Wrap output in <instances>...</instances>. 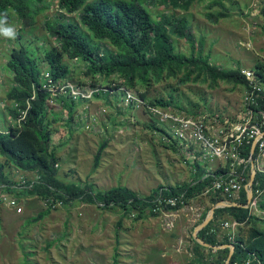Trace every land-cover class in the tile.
Returning a JSON list of instances; mask_svg holds the SVG:
<instances>
[{
    "label": "rangeland",
    "instance_id": "1",
    "mask_svg": "<svg viewBox=\"0 0 264 264\" xmlns=\"http://www.w3.org/2000/svg\"><path fill=\"white\" fill-rule=\"evenodd\" d=\"M56 1L50 0V7L38 14L29 28H23L12 16L8 25L16 28V38L0 36L1 131L8 130L15 121L8 113L11 103L6 100V93L13 85L6 67L11 50L24 46L32 53L27 50L30 56L40 60L44 51L56 45L44 30L45 20L62 17L76 21V15H61ZM256 1L195 0L187 11L155 7L152 3L145 6L154 20L161 14L186 18L192 41L173 39L175 53L202 55L210 64L224 70L252 71L257 62L264 63V34L259 27L263 22L262 0L260 4ZM247 3H250L248 9ZM223 12L227 18L206 17L220 16ZM255 17L260 22L250 20ZM103 46L109 49L106 44ZM64 61L69 66L72 83L91 85L93 80L84 76L83 63ZM41 68L47 69L44 65ZM95 80L96 86L104 87L107 83L102 77ZM112 80L119 81V78L114 76ZM209 85V81L179 84L177 78H170L148 90L135 88L134 91L141 99L144 94L146 103L157 98L168 100L171 96L180 110L168 109L183 116L209 114L235 118L242 109L245 90L222 82L213 88ZM122 97L117 92L101 94L89 102L76 101V111L68 123L67 113L55 108L56 104L48 108V115L55 119L50 120V146L55 150L59 180L80 187L91 185L94 193L125 187L141 197L149 196L158 188H175L190 182L192 175L185 151L178 146L168 147L156 131L147 127L150 121L145 111L124 105ZM87 114L95 118L88 131L84 129ZM104 141L108 144L94 169L96 152ZM16 197L23 205L21 215L0 208V264H188L193 248L192 233L200 224L197 215L205 212L207 215L213 206L206 197L194 198L188 203L192 210L185 209L182 215L179 212L181 216L174 221V228L167 229L158 217L144 215L143 219L136 220L117 207L102 209L78 202L46 212L47 206L41 200ZM251 212L259 218V224H264V211L257 207ZM222 231L227 233L223 228Z\"/></svg>",
    "mask_w": 264,
    "mask_h": 264
},
{
    "label": "trees",
    "instance_id": "2",
    "mask_svg": "<svg viewBox=\"0 0 264 264\" xmlns=\"http://www.w3.org/2000/svg\"><path fill=\"white\" fill-rule=\"evenodd\" d=\"M49 2L50 0H0V14L7 12V23H10L14 16L23 28H29L34 24L35 17L50 7ZM194 2L195 0H57L60 14L76 15V21H66L62 17L45 20L44 30L56 45L44 51L40 60L30 56L29 50L24 46L13 48L6 62L13 81L12 87L6 93V100L18 104V109H8L11 118L16 120L19 111L25 109L26 100L31 97L33 91L35 99L30 102L25 120L19 128L10 126L6 134L0 133V188L11 191V179L5 173V168L13 167L15 170L32 172L38 176L37 180L25 185L24 191L28 196L36 197L47 205L46 212L57 202H60L61 206L84 202L98 205L102 209L117 207L122 209L126 216L131 215L132 211H140L135 216L136 220L143 219L144 215L157 217L151 212L142 211L153 205L160 191L164 197L183 195L185 200L202 197V193L212 185L219 172H212L205 177V170L198 165L195 166L196 171L191 174L192 179L187 184L175 188H158L147 197L138 196L125 187L94 193L91 185L80 187L59 180L55 167V150L50 146V120L53 122L55 119L48 115L49 93L41 89L45 73L49 74L54 82L69 80L71 72L64 60L76 59L85 65L84 76L92 78L93 87L97 83L96 77H102L105 83L110 84L109 79L116 76L122 86L132 90H148L151 86L170 78H177L179 84L209 81L210 88H213L222 82L248 90V81L241 75V69L224 70L210 64L209 59L202 55L186 56L175 53L173 39L192 41L186 18L161 14L154 20L145 6V3H152L155 7L187 11ZM260 13L263 19L261 31L264 34V0ZM224 15L223 12L220 16L210 14L206 17L218 20ZM43 65L47 69L42 70ZM252 72L257 81L264 84V63L257 62ZM101 94L108 95L101 92L93 98ZM141 96L146 100L144 94ZM56 102L54 107L66 112V122H71L76 111V101L68 96H58ZM149 103L180 110L173 103L171 96L168 100L157 98ZM254 110L258 112V119L260 114L264 116V96ZM147 127L160 131L152 124H147ZM107 144L108 141H104L99 146L94 158V169L98 167L101 153ZM167 146L173 147L172 144ZM250 151L251 146H246L244 154L247 158ZM256 154L257 150L253 152V158ZM242 170L243 167L240 171ZM244 173L248 181L249 167ZM252 189L261 191L263 198L257 207L264 211V171H255ZM203 197L208 198L211 205L221 201L235 202L241 206L247 203L244 189L237 200L222 197L214 191ZM165 209L176 212L181 206ZM205 217L206 212L202 214L199 223ZM257 220L259 218L252 214L249 208L217 209L212 220L198 232L197 237L213 247L233 244L234 252L229 264L246 260L250 255L254 257L252 264H264V224H259ZM227 221L239 224L233 241H229L221 228L222 223ZM227 257L228 249L212 251L193 240L188 264H224Z\"/></svg>",
    "mask_w": 264,
    "mask_h": 264
},
{
    "label": "built area",
    "instance_id": "3",
    "mask_svg": "<svg viewBox=\"0 0 264 264\" xmlns=\"http://www.w3.org/2000/svg\"><path fill=\"white\" fill-rule=\"evenodd\" d=\"M74 62L77 60L74 59ZM241 75L248 81V90L243 94L241 110L235 118H225L212 116L209 114L200 115L197 117L183 116L180 113L171 111L166 107L151 105L146 103L144 99L136 95V91L127 89L122 86L121 81L112 80L110 84L100 86H79L69 80L54 82L49 74H44V81L41 89L49 93L48 107L54 106L56 98L59 96H68L74 101L89 102L95 94L107 93L114 95L120 92L122 103L124 105H132L135 109L144 110L150 124L160 129L156 131L161 139L173 146H178L186 153V161H188L191 174L195 173L196 165L203 168L206 172L205 177L211 175L212 172H219L217 178L212 182V185L205 189L202 197L206 196L210 191L218 192L222 197H227L231 200H237L242 189L246 192L247 175L245 169L249 167V173L263 171L264 163V116L254 109L258 107L259 100L264 96V84L257 81L252 71L241 69ZM35 92L26 100V107L19 111V115L12 127L19 128L24 122L26 113L30 108V102L34 101ZM11 107L18 109L17 103H11ZM84 110H88L84 108ZM105 109H101V113H105ZM262 117V118H261ZM85 130H89L91 124L95 123V118L91 114L85 116ZM0 133H7L0 130ZM251 146L250 156L247 158L244 154L246 146ZM257 150L256 157L253 158V152ZM252 158V163H251ZM58 165L56 164L55 167ZM243 167V170H241ZM250 175V174H248ZM246 182V183H245ZM252 189V188H251ZM259 189H252V199L247 208L256 209L258 199L261 197ZM190 200H185L183 195L175 197H164L159 192L158 197L153 202V205L144 209L142 212L157 215L160 223H163L165 228L172 229L174 226L175 212L166 210V207H176L180 205L178 211L192 210L188 207ZM47 206V205H46ZM61 203L57 202L51 208L60 207ZM0 208L12 211L15 215L23 213V205L21 200L0 188ZM177 212V211H176ZM196 214V209H194ZM140 211H132L131 216L135 217ZM239 224L235 221L224 222L221 226L228 236L229 241H233L234 234ZM254 261L253 255H250L246 260L235 262L234 264H252Z\"/></svg>",
    "mask_w": 264,
    "mask_h": 264
},
{
    "label": "water",
    "instance_id": "4",
    "mask_svg": "<svg viewBox=\"0 0 264 264\" xmlns=\"http://www.w3.org/2000/svg\"><path fill=\"white\" fill-rule=\"evenodd\" d=\"M251 163H252V158H251ZM254 176H255V172H252L250 181L248 182L247 187H246V200H247L246 205L241 206V205H239V204H237L235 202H229V201L218 202L217 204H215V205H213L211 207V209L209 210V212L206 215L205 219L197 227H195L194 230H193L192 238L201 247H204L206 249H211L212 251L228 249V257L225 260L224 264H229L231 256H232V254L234 252V245L233 244H229V245H222V246L213 247V246L205 243L201 239H199L197 237V234H198V232L200 230H202L204 227H206V225L212 220L215 210L222 209V208H229V207H242V208H245V209L247 208L248 204L250 203V201L252 199V189L251 188H252Z\"/></svg>",
    "mask_w": 264,
    "mask_h": 264
},
{
    "label": "crops",
    "instance_id": "5",
    "mask_svg": "<svg viewBox=\"0 0 264 264\" xmlns=\"http://www.w3.org/2000/svg\"><path fill=\"white\" fill-rule=\"evenodd\" d=\"M249 2H251V3H253V0H249ZM260 2H261V0L259 1V0H257L256 1V4H260ZM248 5L246 6V9H248L249 8V5H250V3H247ZM259 6V5H258ZM260 7V6H259ZM243 15H245L246 16V10L243 12ZM242 14L240 15V17H242L243 16ZM253 15L254 14H251V16L253 17ZM224 17L225 18H227V15H224ZM223 17V18H224ZM220 19H222V18H220ZM247 20H249V18H247ZM250 20H256V21H258V22H260L256 17L255 18H253V19H251L250 18ZM262 24V23H261ZM261 24H259L260 26V28H261ZM263 169V171H264V167L262 168ZM5 173L7 174V176L9 177V179H11V184H12V186H11V191H9V190H5L6 192H8V193H10V194H12V195H14V196H16V195H18L19 197H22V196H27V197H33V196H28V194L24 191V189H25V184H27V181L28 182H31V181H35V180H37V178H38V176L35 174V173H32V172H22V171H18V170H15L13 167H7V168H5ZM251 175H252V172L250 173V175H249V178H251ZM22 178H24L23 180L24 181H20V179H22ZM250 180V179H249ZM34 198H36V197H34ZM181 213V215L182 214H184L183 212H181V211H177V212H175V214H176V218H180V213ZM202 214H204V213H199L197 216H198V218H197V220L198 221H200V218H201V216H202ZM176 218H175V220H176ZM182 218V217H181ZM181 220V219H180ZM192 219H187V221H191ZM174 228V227H173ZM193 234V233H192ZM193 239V238H192Z\"/></svg>",
    "mask_w": 264,
    "mask_h": 264
},
{
    "label": "clouds",
    "instance_id": "6",
    "mask_svg": "<svg viewBox=\"0 0 264 264\" xmlns=\"http://www.w3.org/2000/svg\"><path fill=\"white\" fill-rule=\"evenodd\" d=\"M0 36L9 39H15L17 36L16 28L7 23V12L0 14Z\"/></svg>",
    "mask_w": 264,
    "mask_h": 264
}]
</instances>
